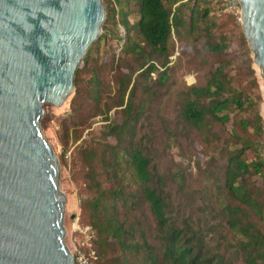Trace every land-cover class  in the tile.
Wrapping results in <instances>:
<instances>
[{
  "label": "trees",
  "instance_id": "trees-1",
  "mask_svg": "<svg viewBox=\"0 0 264 264\" xmlns=\"http://www.w3.org/2000/svg\"><path fill=\"white\" fill-rule=\"evenodd\" d=\"M125 4L105 9L65 118L103 122L76 145L93 264H264V127L241 26L216 0Z\"/></svg>",
  "mask_w": 264,
  "mask_h": 264
},
{
  "label": "water",
  "instance_id": "water-1",
  "mask_svg": "<svg viewBox=\"0 0 264 264\" xmlns=\"http://www.w3.org/2000/svg\"><path fill=\"white\" fill-rule=\"evenodd\" d=\"M264 78V0H238ZM102 0H0V264H74L63 242L59 163L43 137L45 103L72 94L105 21Z\"/></svg>",
  "mask_w": 264,
  "mask_h": 264
},
{
  "label": "rangeland",
  "instance_id": "rangeland-1",
  "mask_svg": "<svg viewBox=\"0 0 264 264\" xmlns=\"http://www.w3.org/2000/svg\"><path fill=\"white\" fill-rule=\"evenodd\" d=\"M105 9L125 8V0H102ZM228 14V13H227ZM225 14L223 18L230 22L238 23L233 15ZM119 16V15H118ZM117 16V17H118ZM241 26V25H240ZM120 31L123 28L119 25ZM104 48L110 55L113 52L114 44L112 38H106ZM178 42L175 43V50L172 53V60H175L179 53ZM258 91L261 101L258 104L259 112L263 119L264 127V78L261 69L254 63ZM184 62L181 61V67L177 68L176 77L180 76L186 84L195 82V76L192 73H183ZM183 74V76H181ZM179 83V79L176 78ZM73 94L60 106H54L48 103L42 105L43 113L39 119V127L43 137L49 144L51 150L56 155L59 163L58 187L65 196L64 214L62 227L64 229L63 242L68 251L74 256L79 252L90 255L91 241L93 242L94 233L86 221V215L81 208L82 199L90 197L92 191L86 189L82 180V168L79 165V156L76 151V145L83 139L89 138L103 124L102 117L96 116L89 118L86 123L68 122L66 114L70 112V100ZM76 99V98H75ZM78 99V98H77ZM76 99V100H77ZM83 109L79 115L88 116L86 101L81 99ZM113 111H111L112 113ZM112 118V117H111ZM93 234V235H92ZM93 262V259H91Z\"/></svg>",
  "mask_w": 264,
  "mask_h": 264
},
{
  "label": "built area",
  "instance_id": "built-area-1",
  "mask_svg": "<svg viewBox=\"0 0 264 264\" xmlns=\"http://www.w3.org/2000/svg\"><path fill=\"white\" fill-rule=\"evenodd\" d=\"M220 1L225 10L236 18L237 21H240V4L238 0H216ZM74 264H93L91 256L86 255L83 252H79L73 256Z\"/></svg>",
  "mask_w": 264,
  "mask_h": 264
}]
</instances>
